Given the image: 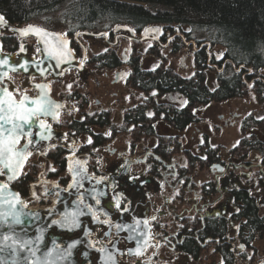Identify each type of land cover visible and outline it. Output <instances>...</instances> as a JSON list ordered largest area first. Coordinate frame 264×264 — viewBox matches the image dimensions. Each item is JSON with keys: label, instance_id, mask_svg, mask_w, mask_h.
Returning <instances> with one entry per match:
<instances>
[{"label": "flooded vegetation", "instance_id": "1", "mask_svg": "<svg viewBox=\"0 0 264 264\" xmlns=\"http://www.w3.org/2000/svg\"><path fill=\"white\" fill-rule=\"evenodd\" d=\"M162 28L160 44H146L151 46L147 55L158 57L159 50L165 49L185 53V40H192L185 29L172 32ZM112 30L107 31L110 33L107 40L80 37L76 41L74 34L69 36L64 32L70 38L77 63L83 60L81 71L72 69L55 80L52 73L42 75L39 70H25L11 72L2 79L0 89H6L17 102L25 96L28 101L35 100L45 89H50L54 107L59 105L60 110L54 120L36 118L37 124L43 120L48 130L42 128L44 134L28 145L31 155L27 156L24 174L31 171V166H37L41 174L37 182L29 183L30 195L23 197L24 204L29 209H48L63 199L86 214L83 228L76 230L71 239L79 240L81 246L71 264H264V116L259 119L252 113L244 116L227 110L226 114L217 116L214 135L229 127L238 128L240 140L225 150L211 148L208 143L200 145L209 138L198 128V148L188 150L185 131L200 124L199 111L212 103L195 109L191 125L174 129L167 120H173L174 111L185 110L184 94L160 95L153 90L150 97L155 106L145 111L146 118L153 122V135L141 136L125 122L132 110L146 106L145 95L131 86V64L141 72L153 73L160 68L142 69V56L127 57L124 55L127 49L118 58L115 50L120 41L140 44L119 38L116 47L110 46L114 41ZM141 31L135 32L139 35ZM177 34L182 37L167 44ZM90 41L103 43L107 49L101 54L90 53L86 44ZM0 46L1 52L13 55L15 61L22 56L35 63L41 61L34 38L29 37L21 44L11 30H0ZM189 48L194 62L195 56L204 52L205 66L214 73L216 88L227 77H239L242 90L238 97L216 104L246 100L249 94L259 104L264 102V69L259 72L252 69L249 75L239 71L240 65L233 64L223 53L217 58L215 54L208 55L205 49L193 53L192 47ZM112 55L119 61V67H99L105 64V57ZM184 64L185 57L180 61L183 71ZM162 69L185 81V71L182 76L169 68ZM94 70L104 74L114 71L112 84H122L125 90L122 97L127 99L119 124L114 123L112 108L103 106L99 110L101 101L92 106L85 90L81 93L64 87L72 74L86 83L95 74ZM122 97L110 101L111 104L115 105ZM81 124H86L83 131L76 126ZM123 136L129 140L121 143L119 139ZM28 139L22 137L18 148L27 144ZM208 151L214 153L212 158L206 156ZM55 156L63 162V170L53 159ZM193 159L198 162L192 163ZM69 167L80 172L82 178L67 191L72 183ZM199 174L208 175V179H199Z\"/></svg>", "mask_w": 264, "mask_h": 264}, {"label": "trees", "instance_id": "2", "mask_svg": "<svg viewBox=\"0 0 264 264\" xmlns=\"http://www.w3.org/2000/svg\"><path fill=\"white\" fill-rule=\"evenodd\" d=\"M0 15L12 26L37 23L46 30H63L69 36L78 31L107 32L120 25L137 32L157 25L172 32L185 29L186 33L188 29L190 39L221 49L236 66L255 72L264 69V0H0ZM205 64L204 52L197 54L194 76L182 81L162 68L141 72L132 63L130 83L145 95L146 106L132 110L125 118L126 125L141 136L153 135V122L145 114L155 106L150 97L153 90L160 95L184 94L185 110L174 111L173 120H167L179 130L193 123L195 109L238 97L242 90L239 77H227L218 88L210 86ZM119 65L112 55L99 67L116 69ZM76 126L83 131L86 124ZM213 155L212 151L206 154L208 158ZM53 159L63 170V162L57 156ZM30 173L12 186L21 197L29 195L28 185L33 181Z\"/></svg>", "mask_w": 264, "mask_h": 264}, {"label": "water", "instance_id": "3", "mask_svg": "<svg viewBox=\"0 0 264 264\" xmlns=\"http://www.w3.org/2000/svg\"><path fill=\"white\" fill-rule=\"evenodd\" d=\"M29 26H34L33 30H28ZM35 29H40L42 31L37 33ZM0 30H11L17 38L21 40V44H23L25 39L29 37L36 39L41 55V61L36 63L25 59L24 56L15 61L13 55L3 54L0 46V62L7 61V63H0V83L2 82V79L11 72L18 73L25 70L35 72L39 70L43 73L42 75L52 73L53 79L56 80L72 69H78L81 71L83 67V60L81 63H77L76 61V57L71 48L70 38L67 34L63 35L59 32L45 30L36 25H26L22 28L16 29L5 19L0 21ZM22 30L28 31L24 34ZM188 31L189 30L187 29L186 33ZM44 32L48 35H44ZM111 34L114 35V41L109 43V45L114 47L118 45L119 38L126 39L129 43L135 44H160L163 28L159 25L147 27L137 35L131 27L120 25L115 27L111 31ZM109 35V32L78 31L73 35V38L76 41H79L80 37L83 39H99L104 37L105 40H107ZM179 36L182 37L180 34L172 36L169 38L167 44ZM57 39L65 42L64 56L59 59V62L57 59L49 56L48 52L45 51V49L50 48ZM46 41L47 44L45 43ZM185 47L187 50L189 47H192V52L194 53H199L205 49L208 55L215 54L217 58L223 53L222 50H212L211 52L213 46L208 42L201 43L197 47V44L194 41L185 40ZM19 52L21 51L19 50ZM238 70H244L248 72L249 75L253 73L252 68L243 65H240ZM41 97L44 98L41 100V103H44L45 101L52 102V114L40 117H48L54 120L59 115L60 110L59 107H54L53 100L50 97V89H45L35 100H40ZM0 99H7V97H5L3 93H0ZM28 106H33L31 105V101H28ZM29 130L32 132V136L30 137L32 140H35L40 135L44 134L43 129L37 124L36 118H34V122L30 127L26 126L25 131ZM26 161L27 158L24 161L22 168L17 172L16 178L11 180L9 179V176L12 175V173L4 170L2 166H0V185L6 186L0 187V247L3 248V251H0V264H41V262L45 260L46 254H50V256H48L49 264H67V262H69L68 264H71L73 260L75 261L76 253L81 247L79 245V240L75 241L71 239L73 238V235H75L76 230H81L83 228L82 219L86 214L76 208L74 203H66L67 201L63 199L59 200L60 202L54 204L48 209H29L26 207L24 199L12 188V184L19 180L26 165ZM69 171L72 177V183L68 185L67 191L73 189L74 182L80 181L78 179L82 178L80 172H76L71 167H69ZM72 212L79 213L77 217L78 226L72 227L71 230H69L68 226L62 227L60 224L54 223V221H60L66 213ZM13 213L19 216L22 223L16 224L13 222ZM2 214H7V223H4ZM5 235L11 238L4 241L3 237ZM14 240L17 242L13 243ZM61 245H63V247H61Z\"/></svg>", "mask_w": 264, "mask_h": 264}, {"label": "rangeland", "instance_id": "4", "mask_svg": "<svg viewBox=\"0 0 264 264\" xmlns=\"http://www.w3.org/2000/svg\"><path fill=\"white\" fill-rule=\"evenodd\" d=\"M30 25H36L38 27H42V25L37 24V23H33ZM52 32L64 33L63 30H55ZM86 44H87V47L89 48V52L94 53V54H101L105 52V50L107 49L105 44L103 43L98 44L96 41H90V42H87ZM150 48L151 46L146 45V44H140L138 46H135V45H128L127 42L125 41H120V45L117 48V50H115V52L118 58H121L122 52H124V50L126 49H127V52L124 55L127 57L128 56L130 57L131 55L138 57L140 54L142 56L141 67L144 70H151L155 67L165 68V69L169 68L173 70L175 73L182 75V76L184 75V71H185V76H184L185 79H189L194 76L195 62H194V57L191 56L192 54L190 52L191 51L190 48L188 50L186 49L187 51L185 50V53L183 50H180L178 53H173L169 49L159 50L158 57H149V55H147V50ZM213 50L218 51L221 49L216 47ZM183 57H185V64H184L185 70L184 71L180 67V61L182 60ZM94 72L95 74L89 80H87L86 83L79 81L78 77L72 74V76L69 77L68 80L64 79L65 80L64 87L65 88L72 87L74 89H78L81 91V93H83V90H85L86 93H89L87 98L92 106L95 105L94 103L101 101V103H99V105L101 104L99 110L104 109L103 106H105L106 109L112 108L111 112L115 120L114 123L116 124L121 123L123 109L125 108L123 102L125 99H127V97L125 99H123L122 97L124 96V92H125V90L121 87L122 84L116 85V86L112 84V81L114 80L113 79L114 71L109 72L108 74H104L103 72H98L95 70ZM208 74H209V79H210L209 85L213 86L214 73L211 71H208ZM249 95L250 96L247 97L246 100L233 99L224 105L212 103L207 108L200 110L198 114L199 115L198 122L200 124H197L195 126L193 125L185 131V143H186L185 149L195 150V148H198L197 144L198 142H200L197 137L198 133H196V130L198 128L201 129V133L206 134L209 138L208 141H201L200 145H203L204 143H208L211 148L221 147L222 150L231 148L234 145V143L238 142V140H240L241 138L238 128L236 129V128L229 127L223 130L222 132H220L218 135H214L215 131H217V128L216 126H213V124L218 125L217 116L221 113L226 114L227 110L230 112L242 113L244 116L252 113L256 118H259V119L262 118L264 116V102L262 104H259V102L255 100L253 95L251 94ZM119 97H122V99L118 101V103H116L115 105H112L111 102L119 100ZM139 100L140 98H137V101ZM103 102L105 103L103 104ZM203 124H205V126L204 128H201ZM161 131L162 133L165 134L164 132L165 129L163 127H161ZM128 140H129L128 136H123L119 139L121 143L128 141ZM39 163L41 164V162ZM35 167L31 166L29 169L33 170V172L31 171L30 173L29 171L28 173L31 174V177H32L31 179L37 182L39 179L38 175H40L41 173H40L39 168L37 169ZM24 169L20 177L26 175L24 174L26 172V170ZM61 174H64V172ZM199 179L207 180L208 175L199 174ZM29 195H30V189H29Z\"/></svg>", "mask_w": 264, "mask_h": 264}, {"label": "snow or ice", "instance_id": "5", "mask_svg": "<svg viewBox=\"0 0 264 264\" xmlns=\"http://www.w3.org/2000/svg\"><path fill=\"white\" fill-rule=\"evenodd\" d=\"M4 17L0 15V21H3ZM34 26H29L28 30H33ZM22 30L24 34L26 31ZM37 33H40L42 30L35 29ZM44 35H48L46 32ZM47 44V41L45 42ZM23 50V49H22ZM45 51L48 52V55L57 59L63 58L65 52V42L57 39L56 42L50 47L46 48ZM0 63H7V61H2ZM37 87L43 88L45 86L38 85ZM0 93H3L7 99H0V166L4 170L11 172L12 175L9 176V179L16 178L17 172L22 168L24 161L26 160L28 155H31L28 152V145L34 143L30 137L32 136V132L25 131L26 126H31L34 122V118H38L40 116H48L52 114V102L45 101L41 103V100L44 98L41 97L40 100H32L31 105L28 106L29 98L25 96L18 103L13 100L12 94L7 92L6 89H0ZM59 107V105H57ZM40 127L45 131L48 130L43 120L39 121ZM22 137H29L27 144L23 146V148H18L20 140ZM42 138H45L42 136ZM0 187H6L4 185H0ZM99 204V200L96 201ZM117 206H119V202H117ZM3 215L4 223L8 222L7 214ZM78 212L66 213L60 221H54V223L60 224L63 226H68L69 230L72 227L78 226ZM12 220L16 224L22 223L19 216L15 213L12 214ZM11 237L5 235L3 237L4 241L9 240ZM17 241H13L16 243ZM14 250V249H13ZM0 251H3V248L0 247ZM48 256L50 254H46L45 260L41 262V264H49Z\"/></svg>", "mask_w": 264, "mask_h": 264}]
</instances>
